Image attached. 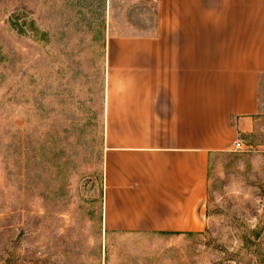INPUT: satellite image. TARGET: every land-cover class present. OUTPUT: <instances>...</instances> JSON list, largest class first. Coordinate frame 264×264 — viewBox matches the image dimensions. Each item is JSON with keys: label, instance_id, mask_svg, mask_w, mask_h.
<instances>
[{"label": "rangeland", "instance_id": "obj_1", "mask_svg": "<svg viewBox=\"0 0 264 264\" xmlns=\"http://www.w3.org/2000/svg\"><path fill=\"white\" fill-rule=\"evenodd\" d=\"M154 14L150 0H0V264H264V73L252 129L209 155L198 228L103 227L106 37L150 33Z\"/></svg>", "mask_w": 264, "mask_h": 264}, {"label": "crops", "instance_id": "obj_2", "mask_svg": "<svg viewBox=\"0 0 264 264\" xmlns=\"http://www.w3.org/2000/svg\"><path fill=\"white\" fill-rule=\"evenodd\" d=\"M147 34L106 37L102 223L198 228L209 155L257 113L264 0H150Z\"/></svg>", "mask_w": 264, "mask_h": 264}, {"label": "built area", "instance_id": "obj_3", "mask_svg": "<svg viewBox=\"0 0 264 264\" xmlns=\"http://www.w3.org/2000/svg\"><path fill=\"white\" fill-rule=\"evenodd\" d=\"M234 146H235L236 149H240V148L242 147V142H241V140H236V141L234 142Z\"/></svg>", "mask_w": 264, "mask_h": 264}]
</instances>
